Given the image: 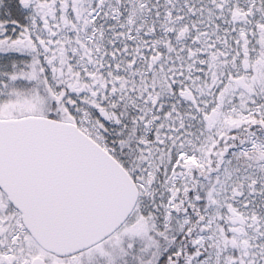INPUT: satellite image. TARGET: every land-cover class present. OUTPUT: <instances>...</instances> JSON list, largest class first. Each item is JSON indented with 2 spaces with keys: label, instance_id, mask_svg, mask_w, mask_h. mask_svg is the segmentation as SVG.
Wrapping results in <instances>:
<instances>
[{
  "label": "snow or ice",
  "instance_id": "obj_1",
  "mask_svg": "<svg viewBox=\"0 0 264 264\" xmlns=\"http://www.w3.org/2000/svg\"><path fill=\"white\" fill-rule=\"evenodd\" d=\"M0 264H264V0H0Z\"/></svg>",
  "mask_w": 264,
  "mask_h": 264
}]
</instances>
